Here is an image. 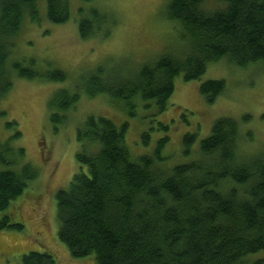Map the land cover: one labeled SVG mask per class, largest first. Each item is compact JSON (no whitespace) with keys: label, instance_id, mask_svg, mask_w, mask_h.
I'll list each match as a JSON object with an SVG mask.
<instances>
[{"label":"trees","instance_id":"obj_1","mask_svg":"<svg viewBox=\"0 0 264 264\" xmlns=\"http://www.w3.org/2000/svg\"><path fill=\"white\" fill-rule=\"evenodd\" d=\"M40 1L0 0V103L16 77L68 79L61 69L41 72L34 60L10 61L25 16L40 21ZM45 1L51 22L71 19V0ZM82 1L89 3L79 10L82 38L110 37L116 20L94 0ZM166 18L178 25L183 49L135 71L101 64L83 77L76 91L59 89L49 107L66 113L83 92L91 98L106 94L130 116L136 113L138 98L155 101L162 112L181 74L185 81L200 79L209 64L225 57L241 67L264 68V0H171ZM200 91L213 104L225 93L226 82L205 81ZM65 113L55 111L51 118L65 122ZM128 127L127 122L118 126L107 117L89 116L78 128L80 169L68 189L56 194L58 234L70 254H95L97 264H264V258L247 260L264 250V156L245 159L239 154L240 123L218 119L211 135L201 141L197 157L170 170L161 164L170 137L158 141L153 155L134 161L126 143ZM150 138L148 132L143 134L145 143ZM196 139L191 133L183 137L185 154L191 153ZM24 156L25 150H15L11 141L0 143L3 164H17ZM39 175L31 163L0 172V231L24 230L23 223L5 213ZM22 264L59 263L51 252L36 251L24 254Z\"/></svg>","mask_w":264,"mask_h":264},{"label":"rangeland","instance_id":"obj_2","mask_svg":"<svg viewBox=\"0 0 264 264\" xmlns=\"http://www.w3.org/2000/svg\"><path fill=\"white\" fill-rule=\"evenodd\" d=\"M171 0H94L93 4L115 20L112 34L83 39L79 31L80 8L89 3L71 0V19L55 24L48 19L45 0L39 2L40 21L26 15L20 35L15 39L11 62L28 64L35 61L41 72L57 68L67 73L64 82L42 78L16 77L8 97L0 103V143L11 141L15 150H25L17 164L5 165L0 172L18 170L31 163L39 177L29 182L24 193L5 214L24 224V230L0 231V264H22V256L30 252H51L59 264H97L95 254L73 257L59 238L57 219L58 191L68 189L80 165L77 154L82 149L77 133L89 116H104L118 126L129 123L126 143L132 159L153 155L158 141L170 137L161 155V164L168 170L197 157L201 141L212 133L215 122L224 117L240 123L239 154L245 159L264 156V68L259 65L241 67L227 57L209 64L200 79H175V91L167 109L160 112L153 100L138 98L136 113L130 116L122 103H112L106 94L95 98L81 93L74 109L52 110L49 102L62 88L76 91L83 77L101 64L120 65L116 69L135 71L145 63L158 60L163 54L175 53L185 46L178 25L166 18ZM214 5V4H213ZM129 66V67H127ZM137 68V69H136ZM130 71V70H129ZM125 74V72H124ZM208 80H224L226 91L213 104L207 103L200 86ZM66 114L65 122H54L52 113ZM9 123L16 125L9 126ZM161 124L168 125L165 130ZM21 132V136L17 133ZM151 135L149 143L144 133ZM196 134L190 154H185L183 137ZM264 258V250L250 254L249 262Z\"/></svg>","mask_w":264,"mask_h":264}]
</instances>
